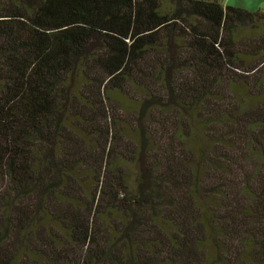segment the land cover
<instances>
[{
	"label": "trees",
	"instance_id": "1",
	"mask_svg": "<svg viewBox=\"0 0 264 264\" xmlns=\"http://www.w3.org/2000/svg\"><path fill=\"white\" fill-rule=\"evenodd\" d=\"M0 264H264V11L0 0Z\"/></svg>",
	"mask_w": 264,
	"mask_h": 264
},
{
	"label": "rangeland",
	"instance_id": "2",
	"mask_svg": "<svg viewBox=\"0 0 264 264\" xmlns=\"http://www.w3.org/2000/svg\"><path fill=\"white\" fill-rule=\"evenodd\" d=\"M224 6L236 7L250 11H264V0H223Z\"/></svg>",
	"mask_w": 264,
	"mask_h": 264
}]
</instances>
